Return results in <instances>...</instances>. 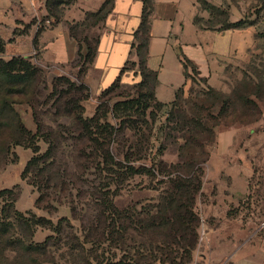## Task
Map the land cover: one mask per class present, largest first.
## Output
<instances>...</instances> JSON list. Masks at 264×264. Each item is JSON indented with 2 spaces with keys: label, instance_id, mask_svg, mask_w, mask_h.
<instances>
[{
  "label": "rangeland",
  "instance_id": "1",
  "mask_svg": "<svg viewBox=\"0 0 264 264\" xmlns=\"http://www.w3.org/2000/svg\"><path fill=\"white\" fill-rule=\"evenodd\" d=\"M222 9L230 22L232 16L241 15L257 24L256 32L264 33L262 0H223ZM196 18L201 27L220 19L207 20L208 14L200 10ZM42 20L43 16H40L35 23L39 25ZM51 22H42L41 25L51 29ZM215 29H221V26L217 25ZM251 42L250 33L208 36L207 52L218 56L217 60L214 54L209 57V82L196 81L191 86L187 81L184 103L178 109L167 102L183 83L182 67L174 69L166 55L159 98L167 105L139 111L132 117L131 124L126 122L114 133L107 146L116 162L123 164L124 154L130 153L129 164L136 169L154 168L152 173L130 175L113 164L98 167L101 157H94L101 151L79 134L72 119L66 118L61 110L52 108L54 98L46 100L54 72L42 70L38 82L46 104L35 105L42 135L36 139L39 155L45 152L49 143L53 145L46 158L44 173L37 172L36 176L29 173L25 180H21V173L33 154L30 149L11 144L18 139L17 136L14 138L13 129L0 127V191L9 189L14 193L4 199L0 197V209H9L5 221L10 225L7 230L0 228V264H87L86 253L81 247L83 245L87 251L92 246L85 240L94 241L96 236L99 239L107 201L112 203L113 209L131 210L134 215L129 216L132 227L118 245L109 246L106 242L94 247V254L103 252L105 257L115 254L119 259L123 250L128 248L136 256L140 244L162 242L166 235L160 227L143 231L138 225L140 220L148 219L160 209H169L165 217L179 224L181 207L175 203V187L179 182L194 191L192 209L198 218V228L195 247L188 257L175 242L179 234L168 237V241L175 243L170 255L174 258L173 263L219 264L224 259L230 261L231 255L245 241L247 247L237 251L230 264H259L258 254L264 249V38L256 39L254 46L244 54ZM15 49L7 45L6 53L11 54ZM232 49L235 53L230 57ZM66 71L74 78L75 69L68 67ZM189 73L195 78L191 70ZM211 88L228 95L229 101L233 100V108L220 111V103H212L207 98ZM253 91L256 96L250 94ZM113 93L117 95L109 101L108 108L117 101L135 97L137 87L136 84H122ZM245 96L255 104L251 109L237 102ZM100 103L101 100L91 97L85 103V115H92ZM104 109L101 108V114ZM17 112L25 126L34 133L31 109L19 106ZM104 117L113 127H119L120 118L107 113L101 122ZM195 157L200 172L192 175L190 166ZM46 179L49 184H44ZM32 181L41 192L29 184ZM40 193L43 195L35 206ZM10 209L33 212L54 224L65 218L68 224L62 223L59 237L48 228L38 227L29 233L13 220ZM123 218L121 216V222ZM46 239L41 248L28 247V243L41 245Z\"/></svg>",
  "mask_w": 264,
  "mask_h": 264
},
{
  "label": "trees",
  "instance_id": "2",
  "mask_svg": "<svg viewBox=\"0 0 264 264\" xmlns=\"http://www.w3.org/2000/svg\"><path fill=\"white\" fill-rule=\"evenodd\" d=\"M264 2V0H262ZM198 8L200 11L206 12L208 14V19H218L214 22H208V26L201 27L199 25V20L194 18V24L197 25L200 29L210 30V31H230V30H243L248 27L257 26L253 21H249L246 18H240L238 20H233L230 22L227 18V14L224 13L222 9L223 6H216L207 0H196ZM76 4V0H46L45 2V15L43 20L40 21L38 26V31L43 28L41 23L50 22L54 26L62 20L64 11L71 6ZM112 9V1L107 0L98 10L95 12H86L84 14V19L80 22L69 23V35L77 43L78 51L76 59L71 63L72 70L75 69L74 78L71 72L67 74H56L51 80L50 93L46 96L48 98H54L52 103V108L59 109L63 112L66 118L72 119L75 123V126L78 129L79 134L84 136L88 143L94 148L100 150V155L94 157H101V161L97 163L98 167L109 166V164L119 165L118 168H123L125 173L134 175L142 174L148 172H154V168L146 169L143 167L134 168L130 163V153H126L123 156V164L116 162L113 158L112 152L109 149V141L112 140L114 133H117L119 128H123L126 122L127 125L132 123L133 116L139 111H144L148 108L159 109L165 104L160 103L155 98V88L158 84L157 80V71L150 70L147 65V54H148V42H149V16L152 12V5L150 0H144V8L141 17V24L138 31L135 33V42L132 44V48L135 49V55L137 57L136 62L128 61L126 63L127 67H124L120 73V76L111 84L110 87L102 91L98 99L101 100V103L97 105L94 109L92 115H85V103L91 99V94L88 86H86L82 81V76L85 74L87 68L93 63V60L96 55L97 44L99 37L92 34V28L100 26L106 16L110 13ZM264 14V13H263ZM264 19V17H263ZM258 23V22H257ZM33 24V23H31ZM30 24V25H31ZM30 25L25 26L27 30ZM220 25L221 29H215V26ZM14 32V35H21L25 33ZM256 39L264 38V33L256 32ZM13 40L8 41L11 43ZM37 42V35L35 36L33 43L34 47ZM6 42L0 38V127L1 129H13L15 131V136L18 139H15L11 144L15 146H21L27 149H30L32 152V157L26 163L22 173L21 180H25L26 174H34L36 176L37 172L44 173L45 163L47 162L48 156L51 154L53 145L49 143L45 152L39 155V147H37L36 139L42 137L41 135V125L37 117V112L35 105L46 104L43 94L41 83L38 81L41 77L42 70L49 68H42L33 62L32 57H23V56H13L9 59H3L2 55L5 51ZM85 47V53H82V47ZM180 57V62L183 67L185 83L178 88L175 92L174 99L169 105L174 109L181 108L184 103V88L187 81H190L191 86L195 85L196 81L207 83V78L203 77L196 66L192 64L184 55L181 53L178 54ZM129 65V67H128ZM70 67V70H71ZM132 71L134 75L139 76V81L136 84L137 94L131 99H125L123 101H117L112 105L111 108H108L109 101L116 96V93H113L117 88L122 87L121 83V74L125 71ZM189 70L192 74H195V78L191 77ZM190 86V87H191ZM210 92V94H209ZM207 98L212 103L216 101L220 103V111L225 112L226 108H233V100L229 101L228 95H222L220 92L215 91L213 88L208 89ZM255 95L253 91L250 93ZM64 96V97H62ZM256 96V95H255ZM241 102L243 106L248 109H251L252 106H255L247 96L240 97L237 99V102ZM27 106L31 109V115L33 123L35 125V132L33 133L28 129L20 115L17 112V107ZM101 108H105L102 114L100 113ZM107 113H111L114 117L120 118L119 127H113L109 122L106 121L105 117L103 122L101 118ZM198 126L201 127V121L198 119ZM110 139V140H109ZM196 157L191 160L190 173L192 175H197L200 172V167L195 162ZM103 168L101 170L103 171ZM42 181V180H41ZM44 181V180H43ZM29 184L36 186L37 191L41 192V188L38 187L35 181L30 182ZM44 184H49V179L44 181ZM183 183H176L175 196L177 200L175 201L181 211L179 212V224L176 220H170L165 217L169 212V209H160L155 215H150L148 219H142L138 222V225L143 231L148 229L161 228L162 232H166L165 239L162 242H150L149 245L146 243L140 244L136 248V256L132 255L128 248L123 250V255L119 259H116L115 254L104 256V253L94 254V247H100L104 243L108 242L109 246L111 244L118 245L125 232L132 227L129 216H134L130 209L119 211L118 209H113L112 203L107 201L104 203V225L100 231L99 239L96 236L94 241H91L88 238L85 241L91 243V248L85 251L83 245L81 249L86 253L85 261L87 264H174L172 255L173 251L171 246H174L173 241H168L170 235L179 234V238L175 240L178 248H182L186 256H190L191 250L194 249L196 239H197V228H198V218L194 214L192 209L193 195L194 191L189 190L187 187L182 185ZM200 184L196 187L199 189ZM44 187H46L44 185ZM14 194L13 190L3 189L0 191V197L4 199V196H10ZM43 193H40L35 201V206L38 205V202L41 200ZM7 202V201H6ZM6 204V203H4ZM9 209H0V228L7 230L9 223L5 221L7 216V211ZM13 211V220L18 223L20 228L26 229L27 232L33 233L35 228H48L53 234H56V237L61 236L62 234V223L66 222L67 219L60 218L54 224L49 219L44 217H37L33 212L21 213ZM4 215V217H2ZM121 216H124L121 222ZM128 220V223L125 221ZM149 220V221H148ZM149 223V224H148ZM66 226V225H65ZM165 234V233H164ZM191 234V238H189ZM49 239V238H48ZM41 245H35L28 243L29 248H41L45 245L47 240Z\"/></svg>",
  "mask_w": 264,
  "mask_h": 264
},
{
  "label": "crops",
  "instance_id": "3",
  "mask_svg": "<svg viewBox=\"0 0 264 264\" xmlns=\"http://www.w3.org/2000/svg\"><path fill=\"white\" fill-rule=\"evenodd\" d=\"M105 1L107 0H76L74 6L64 11L59 23L51 29L42 28L37 33L38 26L35 22L40 16L45 15L46 0H0V38L6 42L2 58L32 57L33 62L42 68L52 69L56 74H67L65 69L72 66L71 63L76 59L78 51L77 43L69 35L68 24L82 21L86 12H95ZM111 1L110 13L100 26L92 28V34H90L98 36L99 41L93 63L82 76V81L88 86L92 99H98L102 91L111 86L120 76L122 69L127 67L128 61H137L132 44L136 43L135 33L141 24L144 0ZM207 1L216 6H223V0ZM150 3L152 12L148 20L149 42L146 65L150 70L157 71L158 84L155 88V98L162 104L171 103L175 92L185 83L179 53L194 64L209 82L211 71L209 57L214 53L207 52L209 50L206 46L208 36L223 37L229 32L237 35L250 33L252 42L244 50V54L254 46L256 41V26L221 32L200 29L194 24V18L199 11L196 0H150ZM232 17L233 20L235 18L238 20L241 15ZM26 25H30L27 30H25ZM21 26L23 28H20ZM24 30V34L14 35L15 31L23 33ZM36 35L37 42L34 47L33 40ZM10 40L13 41L8 43ZM7 45L17 49L7 54ZM82 53H85L84 46ZM234 53L232 49L229 56L231 57ZM167 54L170 66L175 69L181 65L183 83L174 90L172 100L166 104L159 98V87L163 64L164 61L167 62L165 60ZM217 58L218 56L214 54V59L217 60ZM139 79V76L129 70L121 74L122 84H134ZM247 244L248 242L244 241L237 251L246 248ZM235 253L231 255L230 261ZM258 258L259 264H264V249L258 254Z\"/></svg>",
  "mask_w": 264,
  "mask_h": 264
},
{
  "label": "built area",
  "instance_id": "4",
  "mask_svg": "<svg viewBox=\"0 0 264 264\" xmlns=\"http://www.w3.org/2000/svg\"><path fill=\"white\" fill-rule=\"evenodd\" d=\"M48 22V21H47ZM49 23V22H48ZM219 264H230V261L228 259L222 260Z\"/></svg>",
  "mask_w": 264,
  "mask_h": 264
}]
</instances>
